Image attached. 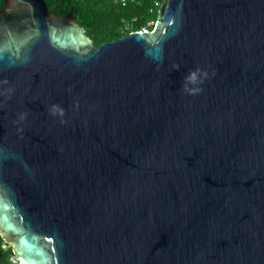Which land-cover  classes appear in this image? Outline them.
Listing matches in <instances>:
<instances>
[{
  "label": "water",
  "instance_id": "obj_1",
  "mask_svg": "<svg viewBox=\"0 0 264 264\" xmlns=\"http://www.w3.org/2000/svg\"><path fill=\"white\" fill-rule=\"evenodd\" d=\"M0 235L20 264H264V0L99 44L3 0Z\"/></svg>",
  "mask_w": 264,
  "mask_h": 264
},
{
  "label": "trees",
  "instance_id": "obj_2",
  "mask_svg": "<svg viewBox=\"0 0 264 264\" xmlns=\"http://www.w3.org/2000/svg\"><path fill=\"white\" fill-rule=\"evenodd\" d=\"M58 15L71 12L95 44L133 30L151 29L162 0H45ZM3 0H0V9ZM0 264H20L0 235Z\"/></svg>",
  "mask_w": 264,
  "mask_h": 264
},
{
  "label": "built area",
  "instance_id": "obj_3",
  "mask_svg": "<svg viewBox=\"0 0 264 264\" xmlns=\"http://www.w3.org/2000/svg\"><path fill=\"white\" fill-rule=\"evenodd\" d=\"M124 1V0H123Z\"/></svg>",
  "mask_w": 264,
  "mask_h": 264
}]
</instances>
